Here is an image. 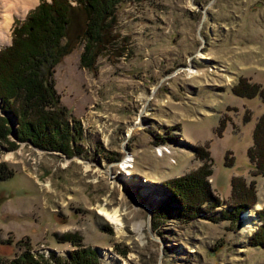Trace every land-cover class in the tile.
Listing matches in <instances>:
<instances>
[{
	"label": "rangeland",
	"instance_id": "374dc122",
	"mask_svg": "<svg viewBox=\"0 0 264 264\" xmlns=\"http://www.w3.org/2000/svg\"><path fill=\"white\" fill-rule=\"evenodd\" d=\"M39 3L8 10L0 49ZM115 17L113 42L89 66L81 64L83 36L54 67L59 103L80 132L67 151L18 140L17 118L7 114L0 264H70L82 249L93 250L96 264H264V246L251 238L264 218H254L251 233L241 232V217L219 218L233 209V177L255 181L249 211L264 213V176H253L247 153L264 102L233 90L240 79L264 87V0H125ZM200 169L220 206L155 219L166 202L176 207L165 182ZM163 187L170 193L150 208L144 191ZM101 206L118 211L121 232ZM138 222H145L140 236Z\"/></svg>",
	"mask_w": 264,
	"mask_h": 264
},
{
	"label": "trees",
	"instance_id": "16d2710c",
	"mask_svg": "<svg viewBox=\"0 0 264 264\" xmlns=\"http://www.w3.org/2000/svg\"><path fill=\"white\" fill-rule=\"evenodd\" d=\"M124 1L40 0L27 18L19 22L13 29L11 44L0 49V140L11 132L7 114L12 112L18 122L15 132L18 140L68 150L66 142L80 132L73 133L67 110L59 103L52 76L54 67L70 52L76 39L83 36L86 42L81 64L89 66L113 42L110 31L116 21L115 11ZM72 27L80 32L74 34ZM233 90L245 98L258 95L264 102V87L247 79H240ZM247 153L254 168L253 176H264V114L255 123L253 145ZM4 171L6 176L11 173L0 165V179L6 177ZM208 174L207 170L200 169L165 182L172 194L169 200H175L176 207H171L168 201L153 212L154 218L190 219L220 206V199L213 194L206 179ZM254 183V180L247 184L243 178L233 177L232 197L236 198L233 209L222 211L219 218L236 221L245 210L249 211L256 199ZM174 209L176 212H172ZM259 216L264 218V213L260 212ZM251 238L254 245L264 246V222ZM26 256L25 259L30 257L28 253ZM69 261L70 264H96L97 257L93 250L82 249L71 255Z\"/></svg>",
	"mask_w": 264,
	"mask_h": 264
},
{
	"label": "bare ground",
	"instance_id": "6f19581e",
	"mask_svg": "<svg viewBox=\"0 0 264 264\" xmlns=\"http://www.w3.org/2000/svg\"><path fill=\"white\" fill-rule=\"evenodd\" d=\"M37 0H0V16L2 20L0 21V45L4 42L5 37L8 36V29L11 23L12 16L8 10L11 8H20L21 11H25L28 7L33 5ZM200 58H205L203 55L200 56ZM192 73H195L192 71ZM143 126V124H139L135 128L131 130V133L135 130L138 129L139 127ZM124 166L127 167H133V159L131 156L126 159V162L124 163ZM88 169V168H87ZM121 187L125 189L126 185L121 184ZM163 190V189H162ZM145 193H150L151 200H147V202H151L153 205H150L151 207H154L155 205L159 204L161 200H163L168 193L166 191H159V190H153V191H144ZM149 206V205H148ZM261 205L257 206V209H259ZM100 213L104 215L111 223L117 226L118 232L122 231V224L120 220V216L118 214V211L115 210H108L105 207L101 206L100 207ZM246 213V212H245ZM254 218L257 219L256 215L252 211H248L246 213V216L243 218L242 222L245 223L241 228L242 233H251L253 232L257 224L255 223ZM242 224V223H241ZM145 226V222H138L135 224L134 228L136 232L141 235L142 232V227ZM123 233V232H122ZM143 236V235H142ZM104 252V251H103ZM106 256H111V251L106 250L105 252Z\"/></svg>",
	"mask_w": 264,
	"mask_h": 264
},
{
	"label": "water",
	"instance_id": "95a60500",
	"mask_svg": "<svg viewBox=\"0 0 264 264\" xmlns=\"http://www.w3.org/2000/svg\"><path fill=\"white\" fill-rule=\"evenodd\" d=\"M11 126H12V133H13V131H15V126H13V124H12V122H11V124H10ZM188 146L190 145V144H187ZM162 185V184H161ZM163 189H165L167 192H168V194L170 193L165 187H163ZM161 202V201H160ZM148 210V212H149V214L151 215V211H152V209H147ZM255 210H257V209H255ZM246 211V210H245ZM245 211L241 214V223H242V220H243V218L246 216V214H245ZM256 217L258 218L259 217V215L256 213Z\"/></svg>",
	"mask_w": 264,
	"mask_h": 264
}]
</instances>
